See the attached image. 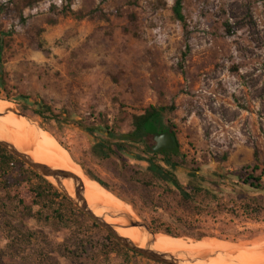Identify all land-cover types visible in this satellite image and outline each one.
<instances>
[{"label": "rangeland", "instance_id": "obj_1", "mask_svg": "<svg viewBox=\"0 0 264 264\" xmlns=\"http://www.w3.org/2000/svg\"><path fill=\"white\" fill-rule=\"evenodd\" d=\"M165 1L158 8L156 0H41L23 9L19 0H0V95L19 110L48 105L67 118L62 129L31 119L125 201L95 181L99 191L129 205L152 231L249 243L264 234V221L238 219L228 209L229 199H244L236 187L253 166L264 186V0H185L188 38L173 15L174 0ZM69 7L100 9L108 20L76 19ZM150 106L168 108L163 122L185 167L175 172L179 182L207 191L191 201L168 182L131 184L128 178L148 167L143 154L144 160L120 153L100 161L90 153L104 135L130 134L133 117ZM25 190L0 183V264H126L120 254L106 256L108 233L68 199L46 198L22 211L17 199ZM59 207L64 216L57 219ZM132 253L128 264H149Z\"/></svg>", "mask_w": 264, "mask_h": 264}, {"label": "trees", "instance_id": "obj_2", "mask_svg": "<svg viewBox=\"0 0 264 264\" xmlns=\"http://www.w3.org/2000/svg\"><path fill=\"white\" fill-rule=\"evenodd\" d=\"M40 1L41 0H19L23 9H31L35 7ZM184 1L185 0H174L172 12L175 19L182 23L186 38H188L189 31L187 26V19L184 14ZM156 3L158 8H163L166 6L165 0H156ZM66 12L69 13L71 16L75 17L76 19H83L86 17L91 18L97 15L99 17H104L106 18V20H108V18L105 17V15L100 9L90 11L89 13H83L81 11H74L69 7L66 9ZM3 35L4 33L0 30L1 76L3 75V66L1 64L2 54L4 50ZM1 76L0 88L4 87ZM0 99L4 101H10L9 97L7 96L2 98L0 95ZM172 108L173 107H170L169 109ZM166 110H168V108L166 107L150 106L142 114L133 117L134 129L130 134L123 135L120 138L113 135L112 133H109L108 136L104 135L103 138L100 139V141L95 143V145L90 150V153L93 157L100 161H108L114 156H118V154L120 153L134 154V157L136 159L144 160V158L139 155L143 154L147 157L146 160L148 162V167L146 171H136L135 177H129L128 181L131 184H142L143 186H151L156 184L157 182H168L173 184L179 190V193L183 200L191 201L194 199V197L203 194L205 190L201 187L190 184H188L189 190H186V186H183L177 179L175 175V169L178 165L177 159L179 157V144L176 140L174 133L171 131V135L175 141L174 146L172 148H161L159 150H153L151 147L153 143L154 134L165 130H170V127L165 125V123L163 122V114L166 112ZM20 111L30 118H39L40 120H42V125L44 123L50 124L51 122H55L58 127L62 129L64 124H66L67 122V118H64L61 113L53 112L52 108L48 105H44L42 108L38 109H31V111H28V108L24 106L23 109H20ZM43 128L53 134L49 128ZM56 139L62 146H64L69 151L70 155L73 156L70 150L66 147L65 143L61 139ZM140 145H142V148H140ZM80 166L88 177L97 181L101 186L110 191L112 194L121 198L108 184H106L94 174L90 173L83 165L80 164ZM251 170V172L245 173V176H247L248 181H245L242 187H236L237 189L239 188L238 190L236 189L237 192L242 189L244 199L240 201V204H238L237 200L235 201V199H229V202L232 204L231 207L233 208H230L228 210L230 211V214L233 215V217H236L238 219H243L245 221L261 222L264 221V204L262 203V199L264 198V196L259 197L256 195L262 194L261 192L264 191V186L261 183V176H255V172L258 170V167L253 166ZM217 176L222 178L221 175ZM0 183L4 185V188H7L8 185L20 187L26 186L25 193L17 199L18 205L24 212L27 211V208H30V206L39 205V202L45 200L46 198H50L51 200L61 199L67 201V198L60 194L47 180L32 171L30 168L26 167L21 160L16 158L14 155H12L10 152H8L1 146ZM246 189L257 190V194L255 193V195L251 197L250 192ZM121 199L125 201V199ZM217 199V194H209V203H215L217 202ZM128 203L132 205V207L135 209V206L132 202L128 201ZM60 211V207L55 208L53 210L54 216L57 219H60L62 218V216H64V214H61ZM164 232L168 235L178 237V234L172 233L169 230H165ZM205 236V234H200L194 238L197 240H201ZM106 239L108 242V245L105 246V251L107 252L106 256L108 257L112 253L120 254L124 257V262L128 264L129 259L127 254H129L131 251L123 248L109 234L106 235ZM132 254L141 257V255H138L136 253ZM144 260L149 264H158L148 259Z\"/></svg>", "mask_w": 264, "mask_h": 264}, {"label": "bare ground", "instance_id": "obj_3", "mask_svg": "<svg viewBox=\"0 0 264 264\" xmlns=\"http://www.w3.org/2000/svg\"><path fill=\"white\" fill-rule=\"evenodd\" d=\"M15 108L13 104L0 99L1 140L12 142L17 149L29 154L37 163L70 171L77 175L83 183L92 182L89 185L90 188L84 186L85 198L96 214H101L103 211L131 212L129 205L99 191L95 187L96 182L83 175L81 168L69 158V155H66V150L60 146L53 134L40 128L36 122L15 114L13 111ZM8 109L12 110L8 111ZM34 135H44L46 138H36ZM62 185L70 195H74V184L71 180H64ZM106 221L114 223L113 219L107 218ZM117 230L121 235L143 246L145 235L139 229ZM165 236H156L153 248L176 256L181 261L180 264H264V234L249 243L211 238L194 241ZM186 259H190L191 262H187Z\"/></svg>", "mask_w": 264, "mask_h": 264}, {"label": "water", "instance_id": "obj_4", "mask_svg": "<svg viewBox=\"0 0 264 264\" xmlns=\"http://www.w3.org/2000/svg\"><path fill=\"white\" fill-rule=\"evenodd\" d=\"M10 110L12 109H8V111ZM13 111L18 116L26 117L29 121H33L30 117L23 114L19 109L15 108V110ZM39 127L42 128L41 125H39ZM154 142L155 144L152 146L153 150H159L164 147L168 148L173 145L172 137L168 132L156 133L154 135ZM0 146L6 149L19 160H21L25 166H27L28 168L36 172L38 175L43 177L45 180H47L54 188L61 192V194H63L80 212L85 214L100 228L105 230L123 248L138 255H141L142 257L153 262L161 264H180L181 261L176 256L170 253L158 251L153 248L156 236L165 234H160L152 231L146 224H144L139 219L135 218L134 215H132L130 212L124 210L120 212L103 211L101 214H96V212H94L90 208L85 198V187L83 181L74 173L63 169H55L43 163H37L29 154L17 149L15 145L8 140L0 139ZM215 170L221 172V170L218 168H215ZM52 179H54V181ZM64 180H71L73 182L74 195H70L63 187L62 182ZM107 218L113 219L114 223H108L106 221ZM116 220L123 221V223L119 224ZM130 228L139 229L145 235V241L143 246L133 241L132 239L121 235L117 230ZM186 261L189 263L191 262L190 259H186Z\"/></svg>", "mask_w": 264, "mask_h": 264}, {"label": "flooded vegetation", "instance_id": "obj_5", "mask_svg": "<svg viewBox=\"0 0 264 264\" xmlns=\"http://www.w3.org/2000/svg\"><path fill=\"white\" fill-rule=\"evenodd\" d=\"M164 132H168L169 134H170V136L172 137V135H171V130H165V131H162V132H158V133H164ZM155 135V134H154ZM172 140H173V145L171 146V147H168V148H172L173 146H174V138L172 137ZM177 140V139H176ZM178 142V141H177ZM155 144V142H154V136H153V143H152V145H151V147L153 146ZM164 148H167V147H164ZM179 156H180V153H179ZM178 163V165L176 166V169H175V172H179V171H181V169L182 170H185V167H182L181 166V163L180 162H177ZM176 175V174H175ZM177 177V176H176ZM178 179V178H177Z\"/></svg>", "mask_w": 264, "mask_h": 264}]
</instances>
